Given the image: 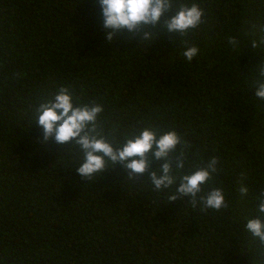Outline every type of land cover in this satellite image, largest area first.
I'll return each mask as SVG.
<instances>
[{
	"label": "trees",
	"instance_id": "16d2710c",
	"mask_svg": "<svg viewBox=\"0 0 264 264\" xmlns=\"http://www.w3.org/2000/svg\"><path fill=\"white\" fill-rule=\"evenodd\" d=\"M80 2L0 0V264H264L246 229L264 192V0H174L173 12L199 5L203 23L186 36L161 26L150 42L127 30L109 41L98 0ZM185 41L200 49L191 62ZM60 87L104 105L113 142L174 127L185 172L219 157L201 195L223 188L229 208L170 203L148 181L159 162L133 181L123 165L81 177L74 142L45 144L33 120Z\"/></svg>",
	"mask_w": 264,
	"mask_h": 264
},
{
	"label": "clouds",
	"instance_id": "9594fccd",
	"mask_svg": "<svg viewBox=\"0 0 264 264\" xmlns=\"http://www.w3.org/2000/svg\"><path fill=\"white\" fill-rule=\"evenodd\" d=\"M98 4L102 11L101 31L112 30L107 36L109 41L116 33L127 30L129 34L140 33L144 41L150 42L161 26L168 34L186 36L201 26L204 17V11L195 3L191 6L180 4L173 12L174 0H98ZM230 43L234 45L237 41L233 38ZM185 44L182 56L191 62L199 55L200 49L187 41ZM252 46L256 47V43L253 42ZM259 76L261 79L255 83L254 95L264 101V67L259 69ZM74 100L68 87H60L51 99L39 104L33 120L43 129L45 144L50 141L59 145L74 142L73 147L81 154V162L75 171L81 177L97 180L109 169L123 165L127 170V181H133L159 162L148 181L156 192L169 190L170 203L190 197L187 203L193 209L199 205L205 213L209 209L221 211L229 208L223 188H213L201 195L203 186L220 171L219 157L213 156L206 167L185 172L187 157L182 149L187 141L174 127L161 131L155 126H145L126 134L123 142H113L103 134L98 124L105 111L104 105L91 102L77 106ZM178 148L181 152L173 159ZM238 191L244 197L248 195L249 188L242 181ZM256 199L258 215L247 218L246 229L264 246V192Z\"/></svg>",
	"mask_w": 264,
	"mask_h": 264
}]
</instances>
